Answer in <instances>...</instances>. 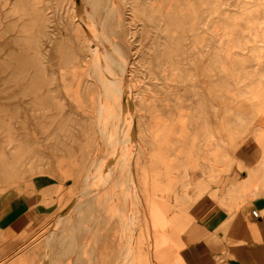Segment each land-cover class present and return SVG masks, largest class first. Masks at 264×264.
Listing matches in <instances>:
<instances>
[{
    "label": "rangeland",
    "instance_id": "rangeland-1",
    "mask_svg": "<svg viewBox=\"0 0 264 264\" xmlns=\"http://www.w3.org/2000/svg\"><path fill=\"white\" fill-rule=\"evenodd\" d=\"M83 4L97 25L109 8L117 19L113 28L119 24L106 34L128 62L134 194L129 198L126 188L107 183L85 195L82 201H97L88 212L87 205L74 207L84 180L120 160L111 146L117 100L93 73L95 51L77 0H0V197L21 187L28 208L43 212L0 264H43L49 251L50 264H120L125 247L131 250L126 264H172L165 261L169 234L161 197L182 187L194 162L221 156L213 146V121L242 113L244 126L256 129L264 144V0ZM122 132L129 141L128 126ZM127 171L117 169L123 186ZM195 172V180L209 181ZM246 175L236 166L221 171L203 199L205 211L219 205L235 212L213 193L220 178L231 185ZM254 184L244 195L260 189ZM114 196L119 198L112 202ZM67 213L68 225L58 230ZM170 222L178 227L177 220ZM3 238L0 225V246Z\"/></svg>",
    "mask_w": 264,
    "mask_h": 264
},
{
    "label": "crops",
    "instance_id": "crops-1",
    "mask_svg": "<svg viewBox=\"0 0 264 264\" xmlns=\"http://www.w3.org/2000/svg\"><path fill=\"white\" fill-rule=\"evenodd\" d=\"M212 119L215 120V116ZM246 119L242 113H233L221 122L213 121L216 138L213 146L221 151V156H212L209 163L194 162L188 168L182 187L162 194V214L169 234L165 261H173L172 264H264V144L255 138L256 129L244 126ZM250 152L255 153L253 160L248 158ZM232 166L247 175L231 185L220 178L213 195L221 205L235 212L228 213L219 205L205 211L208 205L204 207L203 199L209 192L210 182ZM251 166L257 169L248 173ZM198 170L207 174L209 181L195 180ZM248 182L260 185L259 191L254 190L256 193L253 191L251 197L244 195ZM21 192V187H14L7 190L4 199L0 197V225L5 240L0 246V259L18 245L30 222L43 215L39 208H28V199ZM218 192H223L221 198ZM193 208H198L195 215ZM173 220L178 221V227L170 222Z\"/></svg>",
    "mask_w": 264,
    "mask_h": 264
},
{
    "label": "bare ground",
    "instance_id": "bare-ground-1",
    "mask_svg": "<svg viewBox=\"0 0 264 264\" xmlns=\"http://www.w3.org/2000/svg\"><path fill=\"white\" fill-rule=\"evenodd\" d=\"M77 6H78V13L80 15L81 23L84 26H86L87 32L89 34L87 35L89 36L88 39H90L91 47L95 51L94 58H95L96 65L95 64L94 65L96 67H95V70H93V73L95 74L99 82L101 83L100 86L104 88L103 91H105V93L109 97L115 96L116 97L115 101L117 100L115 103L117 110H114V117H115L114 120L116 123V129L118 133L116 136V141H114V143L111 144V146L113 147L112 149H113L114 155H119L118 156L120 158L118 162L119 165L116 164L119 167H117L116 165H111L110 163L106 162V166L103 169V172L101 169L98 173L94 174L93 176H89L84 180L86 182L87 187L84 188V191L80 190L75 195L74 198L76 201L74 203V207L76 206L80 207V206L87 205V212H88L90 209H92L93 204L96 203L97 201L93 197L89 200L82 201L85 198V195L87 194L88 191L92 192V191L98 190L107 183L110 184V186H114L115 189L120 188V191L126 188L124 192H126L129 198H132L134 194V187H135V168H134V163H133V156H134L133 153L135 152L133 153L131 152L132 156L130 157H128V153L130 151L129 146L133 144V140L135 138L136 122L133 117L134 115V110L132 108L133 102L129 94L130 91L126 83L127 81L125 79L126 72L128 71V62L125 59L123 51L116 45V43L112 42V40L106 34V32L110 30H114L119 25V24L118 25L116 24L117 26L113 28L114 23L117 20V19H114L115 14L113 10L109 8L108 10L103 11L104 19L99 22L100 25L99 24L97 25L95 18H94L96 17V15L92 11L90 12L86 10L83 4V0H77ZM117 29L118 28H116L115 30ZM113 36H115V34ZM119 73L122 76L121 78H118L117 74ZM125 126H128L130 136L132 135L129 141L127 140V138L124 137L123 132H122ZM110 158L111 156L109 157V159ZM126 166L128 167L127 172H129V174L126 176V179H125L126 184L125 186H123L122 182H123L124 175L121 173V175L117 178L116 173H117L118 168L123 170L124 167ZM262 171L264 173V169ZM119 174L120 173H118V175ZM253 179H254L253 176H251L250 181H252ZM129 186H130V189H129ZM254 187H257V185ZM118 198L119 196H114L112 198V202H115ZM68 214L69 213L62 215L64 224H62V226L58 230L66 228V226L68 225V222H69L68 220H70V218H68ZM55 234L56 232L53 233V238L56 240L57 236ZM131 242H132V239L130 238V243H128L127 247H130ZM51 253H52L51 251L47 253L48 254L47 260L46 261L44 260L45 263L43 264L51 263ZM130 253H131V250L125 247L124 253L122 252L121 260L120 258L118 259L120 260L119 261L120 264L127 263Z\"/></svg>",
    "mask_w": 264,
    "mask_h": 264
},
{
    "label": "built area",
    "instance_id": "built-area-1",
    "mask_svg": "<svg viewBox=\"0 0 264 264\" xmlns=\"http://www.w3.org/2000/svg\"><path fill=\"white\" fill-rule=\"evenodd\" d=\"M253 215H254L255 217H258V213H257V212H254Z\"/></svg>",
    "mask_w": 264,
    "mask_h": 264
}]
</instances>
